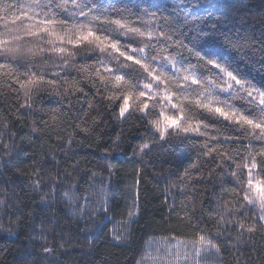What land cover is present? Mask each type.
<instances>
[{
	"label": "snow or ice",
	"instance_id": "1",
	"mask_svg": "<svg viewBox=\"0 0 264 264\" xmlns=\"http://www.w3.org/2000/svg\"><path fill=\"white\" fill-rule=\"evenodd\" d=\"M209 7V0H179L170 13L168 5L151 0L132 6L119 0H0V93L7 89L4 95L13 98L0 109V175L8 171L4 184L42 193L45 207L59 198L66 214L78 217L77 227L83 220L92 238L88 249H81L85 255H94L93 241L108 224H113L107 240L112 247L127 248L135 240L133 226L144 214L142 169L126 218L122 214L113 223L110 215L116 211L113 177L122 170L112 161L133 133L140 142L132 156L141 162L158 151L175 156L180 149L196 150L176 183L164 186L162 203L170 216L176 212L180 235L170 228L159 248L149 241L135 264H209L210 257L214 264H248L241 260V247L254 245L257 236L264 241V85L211 47L218 36L234 49L255 51V46L249 37L232 39L215 25L204 30L199 10ZM260 45L264 53V38ZM45 96L60 106L45 108ZM237 100L244 103L238 107ZM105 116L131 123L128 134L122 128L105 141ZM24 128L27 137L21 135ZM32 137L40 150L25 165L18 140ZM84 147L100 153L92 168L87 157L78 156ZM57 153L75 162L61 168ZM174 174L164 168L153 179ZM82 179L99 190L77 195ZM15 187L11 195L22 203ZM8 191L0 185L4 215L12 207L19 211L18 204L8 203ZM93 197L98 206L84 216L79 201L89 205ZM12 227L11 221L6 229L0 224L9 233ZM40 240L47 244L45 235ZM56 251L41 247L45 264H56L48 260ZM225 251L231 260H224Z\"/></svg>",
	"mask_w": 264,
	"mask_h": 264
},
{
	"label": "trees",
	"instance_id": "2",
	"mask_svg": "<svg viewBox=\"0 0 264 264\" xmlns=\"http://www.w3.org/2000/svg\"><path fill=\"white\" fill-rule=\"evenodd\" d=\"M109 2H113V0H109ZM139 2L141 0H119L120 4L128 6ZM151 2L168 5L170 13L172 7L179 4V0H151ZM209 2L211 7L199 10L204 15L202 24L204 30H210L211 26L215 25L218 30L227 33L232 39L249 37L255 46V51L249 48L234 49L225 43L223 36H218L211 45L212 50L224 58L235 61L249 78L254 79L258 84L264 85V53L259 51L260 41L264 38V0H209ZM193 62H195L194 59ZM6 92L7 89L0 93V109H7L12 103L13 98L4 95ZM234 103L239 107L244 102L237 100ZM43 106L45 108H56L60 105L54 97L45 96ZM36 107H40V105L38 104ZM84 107L86 109L87 105L85 104ZM91 115H95V113L93 112ZM33 118L35 117H28L27 119ZM105 119L108 121V127L104 128L102 132L105 141H108L109 137L114 138L117 133L121 132L122 128L125 130V134H128V128L132 127L131 123L121 125L118 121L109 119L107 116H105ZM28 133L29 129L24 128L21 135L27 137ZM139 142V135L133 133L129 142L115 153L116 159L112 161L114 165L120 166L122 169L113 177L114 185L110 190L111 195L114 197L113 204L116 207V211L110 213L115 217L113 223H115V220L122 219V214L123 218H126L125 209L131 204V188L138 178L137 170H143L139 179L141 205L144 214L139 223L133 226L135 228V240L130 247L118 249L107 243L113 228V224H108L104 229L105 234H98L99 239L93 241L95 245L94 255H85L81 249L86 251L92 238L85 234L84 221L81 220L77 227L75 221L78 217L66 214L67 209L59 198H57L54 205L45 207L41 203L42 193H32L26 185L21 188L12 184H4L5 179L11 175L10 172L5 171L0 175V185L9 190L8 203L10 205L14 202L18 204L19 211L16 207H12L7 210V215L0 213V224L5 229L8 228L10 221L13 224L12 233L0 230V264H45L44 254L41 252L42 246L57 249L54 256L48 258L56 264H135V260L139 259L143 252L147 250L146 246L149 241H155L154 247L159 248L160 239L170 235V228L177 229L175 234L180 235L177 228L180 222L176 212H172L170 216L168 208L162 203L165 199L164 186L168 183H176L183 167L191 160L196 159V150L194 147L180 149L175 156L158 151L141 162L140 157L133 158L132 156V148ZM18 143L23 148L21 153L23 163L25 165L30 164L33 153L40 150V141L36 140V137H32L31 141L29 139L18 140ZM51 143H56L54 136ZM102 146H107V144H102ZM77 153L78 156L87 157L91 161L87 165L89 168L97 164L96 157L100 155L95 148L88 149L87 147L78 149ZM56 156L61 161V168L75 162L74 160L65 162L64 156L60 153H57ZM45 158L50 159V157ZM164 160H167V163H164ZM164 168H171L175 174L170 176L168 180L153 179L155 173L162 172ZM95 171L105 177L107 176V173L101 167H95ZM94 183L98 186L101 181L96 178ZM13 187L20 194L22 203L11 195ZM98 190V187H90L89 183L82 179L79 182L77 195L87 196ZM44 191H47V189L45 188ZM25 193L27 194L25 195ZM2 195L0 193V196ZM48 199L51 201L52 197L49 196ZM79 205L83 209L84 216L90 214L92 207L98 206L95 197L89 201L91 207L86 205L84 200H80ZM13 212L16 214L13 215ZM53 219L57 220L58 224L51 223L50 221ZM41 228L45 230L43 233L39 231ZM41 235L47 237L46 245L40 240ZM255 239L256 243L254 245L247 244L241 247V260L247 261L248 264H264V241H261L259 236ZM222 255L225 261L231 260V256L226 251ZM214 262L215 258L210 257L209 264H214Z\"/></svg>",
	"mask_w": 264,
	"mask_h": 264
},
{
	"label": "rangeland",
	"instance_id": "3",
	"mask_svg": "<svg viewBox=\"0 0 264 264\" xmlns=\"http://www.w3.org/2000/svg\"><path fill=\"white\" fill-rule=\"evenodd\" d=\"M156 253L154 252L153 255H155Z\"/></svg>",
	"mask_w": 264,
	"mask_h": 264
}]
</instances>
